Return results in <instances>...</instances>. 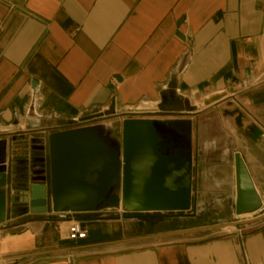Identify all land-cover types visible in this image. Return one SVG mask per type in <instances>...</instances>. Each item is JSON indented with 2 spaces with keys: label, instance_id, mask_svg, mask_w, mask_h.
<instances>
[{
  "label": "crops",
  "instance_id": "crops-1",
  "mask_svg": "<svg viewBox=\"0 0 264 264\" xmlns=\"http://www.w3.org/2000/svg\"><path fill=\"white\" fill-rule=\"evenodd\" d=\"M167 91L183 112L158 110ZM105 119L120 126L113 148L124 120L165 125L181 149L162 152L154 126L158 150L190 161L189 209L125 213L113 192L95 212L71 214L86 230L77 243L50 210L6 215L0 264H264V205L235 216L233 164L240 154L264 198V0H0L6 183L13 163L28 170L32 159L43 169L29 174L47 181V137ZM182 122L186 135L168 125Z\"/></svg>",
  "mask_w": 264,
  "mask_h": 264
},
{
  "label": "water",
  "instance_id": "water-1",
  "mask_svg": "<svg viewBox=\"0 0 264 264\" xmlns=\"http://www.w3.org/2000/svg\"><path fill=\"white\" fill-rule=\"evenodd\" d=\"M157 108L181 113L184 104L172 91H167L161 95ZM47 139V181L43 171L29 174L32 169H43L42 160L32 159L30 168L23 167L21 171L13 163L8 184L0 167V225L6 221V215L17 219L45 215L47 210L55 215L93 213L107 203L111 191L120 198L125 213L189 209L190 161L181 155L165 156L158 150L160 136L152 121L124 120L117 148L109 146L96 128L51 134ZM233 159L235 216L261 212L264 198L256 193L240 154L235 153Z\"/></svg>",
  "mask_w": 264,
  "mask_h": 264
},
{
  "label": "built area",
  "instance_id": "built-area-1",
  "mask_svg": "<svg viewBox=\"0 0 264 264\" xmlns=\"http://www.w3.org/2000/svg\"><path fill=\"white\" fill-rule=\"evenodd\" d=\"M71 214H57L59 223L62 224V230H65L66 239L72 243H77L78 241L86 239V230L83 228L82 224L74 219H71ZM238 234H242L241 230H236Z\"/></svg>",
  "mask_w": 264,
  "mask_h": 264
},
{
  "label": "flooded vegetation",
  "instance_id": "flooded-vegetation-1",
  "mask_svg": "<svg viewBox=\"0 0 264 264\" xmlns=\"http://www.w3.org/2000/svg\"><path fill=\"white\" fill-rule=\"evenodd\" d=\"M98 134L100 137H103L104 141L107 142L109 144V146L111 147H114V140H113V137L111 136V132L108 131V130H104V129H98ZM164 134H168L169 135V131H165ZM165 141H167V137H163ZM170 144H171V147L170 149L166 151H164V149L162 148V144L160 145V150L164 153H169V154H176V152H178L179 150L178 149H181L179 147V145H177V140L175 138H170ZM169 142V141H168ZM173 142V143H172ZM162 143V141L160 142ZM169 151V152H168ZM111 193L113 194V191H111Z\"/></svg>",
  "mask_w": 264,
  "mask_h": 264
},
{
  "label": "rangeland",
  "instance_id": "rangeland-1",
  "mask_svg": "<svg viewBox=\"0 0 264 264\" xmlns=\"http://www.w3.org/2000/svg\"><path fill=\"white\" fill-rule=\"evenodd\" d=\"M136 116H132V117H136ZM139 117H143V118H152L153 117V118L159 119L160 117H163V116H161L159 114L158 115L157 114H151V115L146 114V115H139ZM90 124H103L105 127L102 129H104V130L112 131L115 134H118L120 132L119 124L112 119H105L103 121H101V120L100 121H92ZM90 124H87V126ZM80 127H83V125H80Z\"/></svg>",
  "mask_w": 264,
  "mask_h": 264
},
{
  "label": "trees",
  "instance_id": "trees-1",
  "mask_svg": "<svg viewBox=\"0 0 264 264\" xmlns=\"http://www.w3.org/2000/svg\"><path fill=\"white\" fill-rule=\"evenodd\" d=\"M167 125V124H166ZM168 125H170V126H178L179 127V130H180V133L182 134L183 133V135H186V132H187V125L185 124V123H168ZM154 126H155V128H156V132L163 138V137H167V135L166 134H164L163 132H162V129H163V127H165V125L164 124H160V123H154ZM183 137V136H182ZM163 148L164 149H169L170 148V144L168 143V141H163ZM184 150H186V155H188V150H187V148L185 147V149Z\"/></svg>",
  "mask_w": 264,
  "mask_h": 264
},
{
  "label": "bare ground",
  "instance_id": "bare-ground-1",
  "mask_svg": "<svg viewBox=\"0 0 264 264\" xmlns=\"http://www.w3.org/2000/svg\"><path fill=\"white\" fill-rule=\"evenodd\" d=\"M245 216H249V214L248 215H245ZM245 216H243V217H245ZM242 218V217H241Z\"/></svg>",
  "mask_w": 264,
  "mask_h": 264
}]
</instances>
